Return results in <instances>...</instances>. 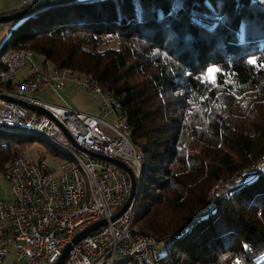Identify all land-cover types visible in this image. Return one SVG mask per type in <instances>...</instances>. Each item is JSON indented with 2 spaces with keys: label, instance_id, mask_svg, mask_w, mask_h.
I'll return each mask as SVG.
<instances>
[{
  "label": "trees",
  "instance_id": "obj_1",
  "mask_svg": "<svg viewBox=\"0 0 264 264\" xmlns=\"http://www.w3.org/2000/svg\"><path fill=\"white\" fill-rule=\"evenodd\" d=\"M5 23L0 55L28 48L118 99L142 153L133 223L173 234L157 264H231L245 245L264 260V2L69 0ZM107 37L117 46L98 49ZM35 139L62 156L0 128V172Z\"/></svg>",
  "mask_w": 264,
  "mask_h": 264
},
{
  "label": "built area",
  "instance_id": "obj_2",
  "mask_svg": "<svg viewBox=\"0 0 264 264\" xmlns=\"http://www.w3.org/2000/svg\"><path fill=\"white\" fill-rule=\"evenodd\" d=\"M38 1L29 0L24 6ZM4 24L0 22V28ZM0 61L5 66L1 80L13 79L23 65L29 76L12 87H0V128L42 138L62 155L57 173L23 152L11 159L4 177L12 197L9 201L0 198V264L11 250L17 264H54L76 233L102 218L107 222L72 244L62 264L146 260L153 247L169 244L173 234L157 238L141 233L133 223L137 193L125 211L109 220L129 193L126 173L109 159H117L131 170L136 192L142 176V153L130 140V126L118 113V99L89 75L65 67L38 69L28 48L2 53ZM66 79L100 96L99 115L37 98L44 89L53 94L63 90ZM19 100L47 112L31 109ZM110 112L113 123L104 119ZM224 186L228 190L230 184L224 182ZM252 253L245 245L242 252L232 255L231 264H264V260H253Z\"/></svg>",
  "mask_w": 264,
  "mask_h": 264
},
{
  "label": "rangeland",
  "instance_id": "obj_3",
  "mask_svg": "<svg viewBox=\"0 0 264 264\" xmlns=\"http://www.w3.org/2000/svg\"><path fill=\"white\" fill-rule=\"evenodd\" d=\"M12 0H0V11L7 9V7H9V5L11 4ZM258 3L264 2V0H256ZM21 8V7H19ZM18 9V8H16ZM1 31L4 32L5 34L7 33L8 30V25L4 24L1 27ZM117 38L116 37H107L105 39H103L102 43L98 46V49H102L104 47L107 46H117ZM35 66L38 69H42L41 67V62H42V57H40L39 55H33L32 57ZM51 62L48 61L47 62V68L49 70V68L51 69ZM19 70V72H18ZM17 70L16 74L14 75L13 79H19V77L26 75L28 73V69L26 65L21 66L19 69ZM28 75V74H27ZM26 75V76H27ZM79 88V87H78ZM39 98L49 101V102H53L54 99V95H50L48 93H37ZM92 97L94 99V103L91 104L90 106H88L85 109V112L90 113V114H96L99 115L101 113L100 110V104H101V98L97 93H92ZM250 97V96H249ZM253 97V96H252ZM57 98L63 103V104H68V105H72L73 103L71 102L70 98H68L65 94V92L60 91V97L57 96ZM100 100V103H99ZM99 103V104H98ZM104 119L109 121V122H115V117L113 112L107 113L104 116ZM136 147H139V145H137ZM23 153H25L31 160L34 161H38L40 158H42V161L51 169L54 170L55 173L58 172V168H59V164L61 162V158L59 156L53 155L50 153V151L48 150V148H46V146L44 145V142L40 141V140H33L32 142H29L28 144L25 145ZM143 170V167H142ZM236 178L235 175L230 176L227 180H223L222 178H219L218 182L216 184L213 185V188H216L218 185L219 186H224V182H226L227 184H229L230 180H234ZM226 188V186H224ZM223 187V189H224ZM212 190L210 193H212ZM226 191V190H225ZM12 197V192H11V188L10 185L8 183V181L6 180V178L4 177V173L0 172V198L1 199H5V200H11ZM138 228V226H137ZM139 229V228H138ZM149 235V234H148ZM158 238V236L156 235H152ZM166 247L165 246H155L153 247L150 252L147 255V264H157L155 262V259L162 254L165 251ZM13 250L10 251V254L5 258V260L1 263V264H17L14 261V255H13ZM231 261V260H230ZM124 262V261H122ZM120 262V264L122 263ZM123 264H131L130 262H125ZM143 264V263H141Z\"/></svg>",
  "mask_w": 264,
  "mask_h": 264
},
{
  "label": "water",
  "instance_id": "obj_4",
  "mask_svg": "<svg viewBox=\"0 0 264 264\" xmlns=\"http://www.w3.org/2000/svg\"><path fill=\"white\" fill-rule=\"evenodd\" d=\"M66 1H69V0H41V1H38L34 4H31L29 6H23L21 8L14 9V10L7 11V12H0V22H9L12 20H17V19H20L22 17H25L26 15H28L31 12L38 10L40 8L47 7V6H50L52 4H56V3L66 2ZM19 101H20V103L28 106L31 109H35L39 112H47L44 108H42L39 105L24 102L22 100H19ZM89 153L93 154V155H97V154H94L90 151H89ZM109 160L114 162L121 169H123L124 172L126 173L127 177H128V180H129V193H128L125 201L123 202L121 207L116 212H114L109 218V220H114L123 211H125V209L128 207L130 202L134 199L137 192H136V180H135L131 170L127 166H125L121 161H119L117 159H113V158L111 159L110 158ZM106 222H107V220L105 218L99 219V220L93 222L92 224L86 226L84 229H82L78 233H76L72 237L71 241L67 242L64 245V247L62 248L60 256L58 257V259L55 261L54 264H62L64 258L66 257V254H67L68 250L71 248L72 244L76 243L82 237L86 236L88 233L95 230L99 226L104 225Z\"/></svg>",
  "mask_w": 264,
  "mask_h": 264
},
{
  "label": "crops",
  "instance_id": "obj_5",
  "mask_svg": "<svg viewBox=\"0 0 264 264\" xmlns=\"http://www.w3.org/2000/svg\"><path fill=\"white\" fill-rule=\"evenodd\" d=\"M29 2V0H12L11 1V4L9 5V7H7V9H4L0 12H7V11H11V10H14L16 8H19L21 6H24L25 4H27ZM7 24V23H5ZM8 25V24H7ZM2 28H0V42L3 40V38L5 37V33L1 31ZM19 72V70H18ZM17 72V73H18ZM28 74V73H27ZM26 74V75H27ZM17 75V74H16ZM26 75H23L21 77H19V79H13V81H16V82H19L21 81L23 78L26 77ZM79 86L71 79H66L65 80V84H64V88H63V92H65L66 96L68 98H70L71 102L73 103V106L72 105H68V104H63L58 98L57 96L60 97V90L59 92L57 93H49L47 90H43V91H40V93H48L50 95H54V99H53V102H49V101H46V100H43L39 97L40 100H43L45 102H49V103H52V104H59V105H67V106H71V107H74V108H77L79 110H82V111H85V109L90 106L91 104L94 103V99L92 97V93H87L85 92L84 90H82L80 87L78 88ZM36 96H38V94H36ZM99 103H100V100H99ZM98 103V104H99ZM9 255V254H8ZM6 255V257L8 256ZM5 257V258H6ZM4 258V260H5ZM3 260V261H4Z\"/></svg>",
  "mask_w": 264,
  "mask_h": 264
},
{
  "label": "snow or ice",
  "instance_id": "obj_6",
  "mask_svg": "<svg viewBox=\"0 0 264 264\" xmlns=\"http://www.w3.org/2000/svg\"><path fill=\"white\" fill-rule=\"evenodd\" d=\"M249 63H255V61L254 60H250Z\"/></svg>",
  "mask_w": 264,
  "mask_h": 264
}]
</instances>
